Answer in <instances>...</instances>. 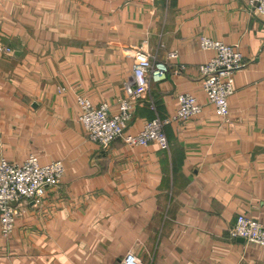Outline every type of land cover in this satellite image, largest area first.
I'll use <instances>...</instances> for the list:
<instances>
[{
  "label": "crops",
  "instance_id": "1",
  "mask_svg": "<svg viewBox=\"0 0 264 264\" xmlns=\"http://www.w3.org/2000/svg\"><path fill=\"white\" fill-rule=\"evenodd\" d=\"M203 36L246 63L227 118L202 86L198 67L214 57ZM144 41L154 60L179 58L151 81L125 135L175 117L181 94L203 111L165 127L167 150L123 139L102 148L88 139L77 99L117 113ZM0 43L13 50L0 55V158L30 155L12 145L21 115L44 133L40 163L65 168L61 187L24 208L9 240L0 232V264H123L129 253L141 264H264V248L228 233L239 215L264 224V16L248 0H0Z\"/></svg>",
  "mask_w": 264,
  "mask_h": 264
},
{
  "label": "built area",
  "instance_id": "2",
  "mask_svg": "<svg viewBox=\"0 0 264 264\" xmlns=\"http://www.w3.org/2000/svg\"><path fill=\"white\" fill-rule=\"evenodd\" d=\"M248 4L252 10L264 16V0H248ZM199 44L202 50L214 52L209 62L198 67L204 92L217 116L227 118L230 114L229 102L234 94V75L246 66L244 57L235 47L205 36L199 39ZM146 45L147 41H144L133 49L132 80L126 85L125 95L118 102L117 113L111 114L110 106L106 103L94 107L88 99H77L79 121L88 139L102 148L123 139L129 146L148 147L157 143L162 150H167L169 142L165 127L173 122H189L203 111V106L194 96L181 94L178 95L179 110L175 117L156 118L147 123L139 134L125 135L135 104L146 98L151 81L165 79L170 71L168 61L179 58L177 52H171L168 61L154 60ZM0 55L11 57L13 50L0 43ZM185 68L179 65L176 71L182 73ZM64 172L63 161L42 165L34 154L19 163L0 158V232L5 240L13 236L16 222L28 204L41 205L49 189L61 187ZM230 236L264 248V225L245 215H239ZM122 263L141 264L132 253Z\"/></svg>",
  "mask_w": 264,
  "mask_h": 264
},
{
  "label": "rangeland",
  "instance_id": "3",
  "mask_svg": "<svg viewBox=\"0 0 264 264\" xmlns=\"http://www.w3.org/2000/svg\"><path fill=\"white\" fill-rule=\"evenodd\" d=\"M20 69H22V68H20ZM30 107H35V106H30ZM15 117H16V129L13 133V139L14 140H13L12 145L16 149H21L23 151L28 150L30 154L36 155L35 152H38L37 147L39 146L40 140L44 139V133H40L35 129H30L29 124H28V119L25 116L16 115ZM29 120H30L31 125L33 126V124L35 122L34 118L32 117V119H29ZM60 140H61V136H58L57 140L53 141V143L57 146H61L62 144H61ZM58 149H61V148H58ZM232 228L228 232L229 237L231 239H233L230 236V231L232 230ZM244 242H247V241L244 240Z\"/></svg>",
  "mask_w": 264,
  "mask_h": 264
},
{
  "label": "water",
  "instance_id": "4",
  "mask_svg": "<svg viewBox=\"0 0 264 264\" xmlns=\"http://www.w3.org/2000/svg\"><path fill=\"white\" fill-rule=\"evenodd\" d=\"M241 242H244V239H240Z\"/></svg>",
  "mask_w": 264,
  "mask_h": 264
}]
</instances>
